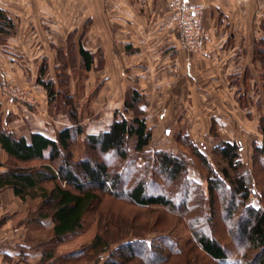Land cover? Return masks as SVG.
Returning <instances> with one entry per match:
<instances>
[{
	"label": "crops",
	"instance_id": "0c3cea01",
	"mask_svg": "<svg viewBox=\"0 0 264 264\" xmlns=\"http://www.w3.org/2000/svg\"><path fill=\"white\" fill-rule=\"evenodd\" d=\"M171 1L0 0V9L14 24L13 34L0 38V83L12 80L27 94L23 104L12 106L20 107L24 116L7 128L17 137L41 133L55 139L57 132L71 126L63 116L49 115L47 91L34 79L41 71L71 73V67L64 66L59 58L70 60L69 42L73 39L79 60L80 46L96 56L89 74L111 70L116 76L123 69L128 75L134 73L141 83L136 89L147 88V92L138 90L147 97L150 108L163 104L172 109L204 110L209 134L214 128L219 136L215 116L223 111L219 117L231 125L230 110H245L233 100L230 78L238 72L241 76L248 73L251 68L247 62H254V46L264 43V0H188L204 10L208 38L201 56L184 50L176 32L168 29ZM101 59L102 69L98 68ZM111 83L115 88V82ZM167 117L170 122L172 113ZM8 161L0 146V164ZM4 171L6 167H0V174ZM0 199V221L5 219L0 225V264H39L42 244L52 235L53 220L29 223L30 200L22 201L12 189L3 190ZM79 238H67L56 247L57 254L80 249L60 251ZM107 257L103 254L98 263L91 264H105Z\"/></svg>",
	"mask_w": 264,
	"mask_h": 264
},
{
	"label": "trees",
	"instance_id": "16d2710c",
	"mask_svg": "<svg viewBox=\"0 0 264 264\" xmlns=\"http://www.w3.org/2000/svg\"><path fill=\"white\" fill-rule=\"evenodd\" d=\"M13 32L12 20L0 9V38L3 40ZM259 46H264V43L256 44L254 52L256 47L263 52L254 53V59L264 64V56L261 55L264 54V48ZM69 53L71 62L74 60L76 64H81L86 72L92 70L96 56L80 46L79 60L73 39L69 42ZM70 60L67 63L61 58L60 61L74 70ZM100 61L103 62L102 59ZM41 85L47 91L48 99L52 100L56 96L53 83L41 82ZM145 102L146 97L138 89L127 90L124 112H115L107 131L85 137L89 154L80 160L74 158L75 147L78 138L84 135V130L77 125L75 112L68 114L74 124L57 132L55 139L41 133H31L29 138L17 137L9 129L0 127V146L9 156L6 165L0 164V167H6V171L0 174V193L12 189L22 201L30 200L29 223L40 224L48 218L54 223L51 237L42 244L43 257L39 264H49L51 261L57 264L98 263L103 254H108L105 264H165L161 256V250H165V247H152L144 238L126 241L124 235L119 236L118 230V233L111 235L114 230L108 227L100 228L93 239L77 251L58 255L56 250L67 238L79 237L84 233L86 216L100 201L102 194H110L116 199L126 196L142 208H176L174 199L166 194L149 192L152 187L150 182L155 183V176L172 185L181 183L186 179V160L165 151L155 152L150 161L151 170L146 168L147 177L136 182L130 190V177L125 170L112 169L110 162L102 160L103 156H114L134 167L130 146H134L136 155L143 154L153 138L146 121V112L141 108ZM126 114L132 116L128 118ZM260 131L262 143L254 148L253 169L245 172L241 168L243 148L238 143L221 141L212 150L222 165L219 173L214 170L207 155L197 149L188 136L183 137L192 144L195 157L208 171L213 214H216V200L220 197L222 212L230 223V234L240 245V252L246 251L234 263L222 241L205 235L206 232L197 233L198 248L217 264H264V208L247 204L250 197L257 194L256 179L264 170V116L260 121ZM34 207L36 210H33ZM239 208L242 211L237 214ZM4 221L2 219L0 225Z\"/></svg>",
	"mask_w": 264,
	"mask_h": 264
},
{
	"label": "rangeland",
	"instance_id": "374dc122",
	"mask_svg": "<svg viewBox=\"0 0 264 264\" xmlns=\"http://www.w3.org/2000/svg\"><path fill=\"white\" fill-rule=\"evenodd\" d=\"M168 29L171 32H176L180 46L188 53L200 56L205 53V50L203 53H196L185 49L180 42L178 32L169 27ZM257 47L254 53L263 52ZM260 47L264 48V46ZM261 55L264 56V54ZM60 60L59 58V62H61ZM70 63L72 68L75 69L71 70L68 75H65V72L59 71V69L58 71L50 70L48 72L44 71L45 73L40 72V75L35 76L34 80L41 87V82L53 83L54 95L56 96L48 101L50 116L56 118L63 116L66 118L65 122L70 123L72 126L74 122L68 114L69 112L76 113L77 125L84 130V135L78 138L75 147L74 158L80 160L89 154L86 151L85 137L107 131L115 112H124L125 92L134 87L136 88L139 84L141 87V83L139 78L134 76V73L128 75L129 72L125 69L118 70L116 76L111 75V70L105 74L96 72L89 74L81 64H76L74 60L72 62L70 60ZM98 63V68L102 69L103 62L99 61ZM108 63L109 65L112 64V62ZM45 64L46 61L42 62L41 66ZM241 66V68L238 66L240 71L245 66L244 62ZM247 67L251 69L245 76H241V73L238 72L230 78L234 94L233 100H236L238 105L240 103L241 109L245 110H230L233 121L231 125H227L225 119L219 117L223 116V111L215 116L221 139L216 133H214L216 135L211 134L212 136L209 134L207 116L205 119L202 115L205 114L204 110H196L195 112L190 108L184 110L172 109L163 104L156 108H150L146 99L141 108L146 112V121L148 127L152 130L153 138L143 154L136 155L134 146H130L129 152L134 157V167L116 159L114 156H108L107 158L103 156L102 160L110 162L112 169L125 170L126 175L130 177L128 190L146 176V168L151 170L150 161L155 152L165 151L186 160V179L181 183L172 185L155 176V183L150 182V187H152L149 192L152 194L164 193L170 199H174L176 204L174 210L163 207L142 208L135 205L126 196L116 199L110 194H102L100 201L86 216L85 230L81 238L73 241L68 246L61 247L60 251L68 252L77 247H82L87 242L89 243L100 228L108 227L114 230L110 231L111 235H114L118 230L120 231L119 236L124 235L126 241H140L144 238L152 247H165V250H161L162 261L165 264H217L206 256L196 244V234L199 232L205 234L206 232L205 235L214 236L223 242L228 249L229 257L236 263L239 256L241 257L246 251L240 252V245L230 234V223L226 220L225 213L222 212L223 202L220 197L216 200V214H213L208 191V171L195 157L192 144L207 155L208 160L214 166V170L220 173L222 165L212 150L223 140L231 143L236 142L243 148L241 156L243 172L253 169L254 148L262 143L260 121L264 116V75L259 74V72H264V64L259 61L255 62L254 59L253 63L251 60L247 62ZM111 82H115V88H112ZM6 84L21 88L12 80L1 82L0 87ZM138 89L147 92V88ZM149 97V101H151V96L149 95ZM18 103L23 104V102L9 104L0 94V127L15 126V121L24 116V112H21L20 107L19 109L12 107ZM63 103H65V106ZM171 113L172 120L167 122V116ZM126 116L130 118L132 114H126ZM197 117H199V120H197ZM239 119H242V122ZM187 135L190 136L192 144L187 140L185 141V138L183 139ZM255 188L257 194L251 196L247 204L256 208H264V170L258 175ZM183 203L184 205L181 206ZM241 211L242 208H239L237 214Z\"/></svg>",
	"mask_w": 264,
	"mask_h": 264
},
{
	"label": "built area",
	"instance_id": "2783aa9c",
	"mask_svg": "<svg viewBox=\"0 0 264 264\" xmlns=\"http://www.w3.org/2000/svg\"><path fill=\"white\" fill-rule=\"evenodd\" d=\"M168 6L170 18L167 26L178 32L180 42L185 49L203 53L208 38L203 24V7L193 5L188 0H172ZM0 94L9 104L27 100L26 92L12 84L0 87Z\"/></svg>",
	"mask_w": 264,
	"mask_h": 264
}]
</instances>
